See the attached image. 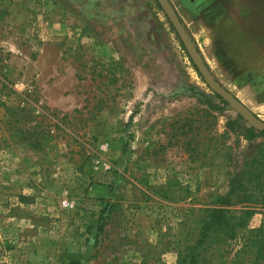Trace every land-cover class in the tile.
<instances>
[{
	"label": "rangeland",
	"instance_id": "rangeland-1",
	"mask_svg": "<svg viewBox=\"0 0 264 264\" xmlns=\"http://www.w3.org/2000/svg\"><path fill=\"white\" fill-rule=\"evenodd\" d=\"M193 63L156 0H0V264H176L232 173L264 163ZM224 85L264 119L263 87ZM250 199L209 264H264Z\"/></svg>",
	"mask_w": 264,
	"mask_h": 264
},
{
	"label": "crops",
	"instance_id": "crops-1",
	"mask_svg": "<svg viewBox=\"0 0 264 264\" xmlns=\"http://www.w3.org/2000/svg\"><path fill=\"white\" fill-rule=\"evenodd\" d=\"M170 1L200 54L223 85L228 80L240 87L264 88V50L249 22L252 7L248 1ZM144 22L143 26H150V22ZM224 86L233 92L228 85Z\"/></svg>",
	"mask_w": 264,
	"mask_h": 264
},
{
	"label": "trees",
	"instance_id": "trees-1",
	"mask_svg": "<svg viewBox=\"0 0 264 264\" xmlns=\"http://www.w3.org/2000/svg\"><path fill=\"white\" fill-rule=\"evenodd\" d=\"M156 3L162 8L157 0ZM171 26L175 30L172 23ZM177 36L180 39L178 34ZM181 45L186 50L182 41ZM193 66L201 76V73L194 63ZM215 96L221 103L228 104L221 95L215 93ZM206 102L212 107H218L213 104V100L209 97L206 98ZM239 127L242 128V133L246 139L253 140L264 134V130H257L250 125L241 114H238L236 118L229 119L227 122L228 130L231 129L237 131ZM232 175L233 176L230 179V191L226 195H219L217 197V200L215 201L217 204L216 206L204 208L206 214L202 217L199 227L191 232L192 237L190 240L178 249V259L176 264H209V251L215 247L216 249H219L221 243L229 239H235L241 229L248 227L246 226V220L248 214L252 211L246 208H240L239 210L241 212L240 214H237V210L232 208L231 205L244 203L245 201H249L250 198V200H253V197L257 194L264 196V193L261 192V190H253L252 193H248V189H253L254 185L259 187V189L264 187V163L259 162L254 168L247 164L246 167L238 168L232 173ZM249 181H254L255 183L250 187ZM102 227L103 224H101L100 228ZM251 231L255 232L256 235L253 240L254 245L258 246L260 253H263L264 219L260 227L252 229ZM68 264H80V261L78 258L72 257Z\"/></svg>",
	"mask_w": 264,
	"mask_h": 264
},
{
	"label": "water",
	"instance_id": "water-1",
	"mask_svg": "<svg viewBox=\"0 0 264 264\" xmlns=\"http://www.w3.org/2000/svg\"><path fill=\"white\" fill-rule=\"evenodd\" d=\"M165 11L170 22L174 26L177 34L183 42L189 56L201 73L205 82L212 90L222 96L228 104L241 114L250 125L257 130H264V119L257 116L246 104H244L237 96H235L228 88H226L212 73L204 58L198 51L195 43L190 37L187 29L182 23L179 14L170 0H157Z\"/></svg>",
	"mask_w": 264,
	"mask_h": 264
}]
</instances>
